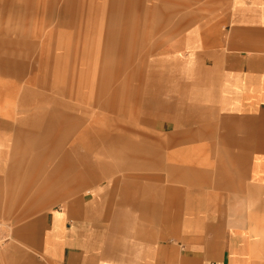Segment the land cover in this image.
Segmentation results:
<instances>
[{
	"label": "rangeland",
	"instance_id": "rangeland-1",
	"mask_svg": "<svg viewBox=\"0 0 264 264\" xmlns=\"http://www.w3.org/2000/svg\"><path fill=\"white\" fill-rule=\"evenodd\" d=\"M215 1L0 0V59L10 60L0 66V264L20 257L47 264L21 239H38L55 210L75 214L82 197L87 234L100 251L102 239L110 243L118 230L111 227L117 218L112 209L127 208L119 198L127 196L128 207L136 208L158 191L143 175H165L173 165L174 136L152 133L153 120L184 118L211 105L195 87L197 57L190 48L196 35L190 33L212 19ZM103 129L108 135L90 154L93 165L81 176L80 189L72 184L65 192L57 185L51 196L47 190L34 196L64 160L85 155L90 135ZM165 178L166 186L173 184L167 171ZM176 202L184 209L187 201ZM223 203L234 213L225 216L224 230L243 217L235 213L264 208L262 200ZM102 209H109L108 216ZM133 218V232L158 228L139 210ZM70 224L76 228L73 217ZM164 244L167 259L174 260L182 244L172 238Z\"/></svg>",
	"mask_w": 264,
	"mask_h": 264
},
{
	"label": "crops",
	"instance_id": "crops-1",
	"mask_svg": "<svg viewBox=\"0 0 264 264\" xmlns=\"http://www.w3.org/2000/svg\"><path fill=\"white\" fill-rule=\"evenodd\" d=\"M212 8L215 15L207 25L190 33L192 39L196 35L190 48V55L197 57L195 87L202 89L200 93L211 105L184 118L159 116L150 129L154 134L173 133L174 161L166 170L173 184L166 186V171L165 175L144 174L158 191L147 202L136 203V208L128 207L127 196L119 198L121 205L126 200L127 208L112 209L117 218L116 226L111 219V227L118 230L110 243L102 239L100 251L87 234V207L82 209L80 203L84 197H77L75 214L70 208L48 214L38 239H21L39 249L47 264H167V260L177 264H264V208L254 206L244 214L235 213L243 217L224 230L225 216L234 213L223 203L264 201V0H220L212 2ZM1 45L5 47L6 42ZM9 63L7 58L0 59V66ZM97 105L102 107L100 102ZM107 135V129L91 134L86 154L78 160H64L43 179L45 186L34 196L43 190L51 196L50 187L57 185L65 186V192L72 184L80 189L81 176L93 165L90 154L98 152L97 143ZM90 176L97 173L90 172ZM179 200L187 201L184 209L177 205ZM134 209L141 212L143 221L157 220L158 228L142 226L133 232ZM105 210L100 211L104 217L109 214ZM171 222L174 225L167 227ZM170 238L182 244L174 260L166 255L164 241ZM37 263L34 257H20L14 264Z\"/></svg>",
	"mask_w": 264,
	"mask_h": 264
}]
</instances>
